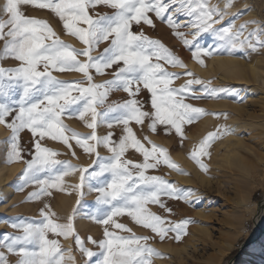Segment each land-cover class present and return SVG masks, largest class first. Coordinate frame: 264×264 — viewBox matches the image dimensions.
Returning <instances> with one entry per match:
<instances>
[{
    "label": "rangeland",
    "instance_id": "374dc122",
    "mask_svg": "<svg viewBox=\"0 0 264 264\" xmlns=\"http://www.w3.org/2000/svg\"><path fill=\"white\" fill-rule=\"evenodd\" d=\"M4 3L5 0H0V8L4 6ZM225 4L226 0H210L211 7L219 6L220 10L226 12L227 15L220 23L213 24V28L208 32H200L196 36L192 35L197 31L196 29H188L181 22V27L174 29L169 27L166 21L157 18L154 13L148 14L153 20L154 27L143 22L139 25L133 22L131 29L136 35L143 33L148 39L159 41L175 58L186 65V67H173L165 59L157 60L153 57L151 60L152 64H160L164 72L169 74L167 78L170 83H168L167 89L175 90L176 100L201 108L205 112L211 113L210 115L202 116L192 123H182V135L177 133L173 125L161 124L158 121L156 122V131H152L151 123L155 119L156 110L152 107V93L144 87L142 82L133 85L134 92L136 88H139V92L135 96H130L123 90L112 91L109 92L103 104L94 105L96 112L102 114L110 107L136 99L140 110L149 113L142 124L133 120L129 122L127 128H131L135 139L148 152L152 151L153 145L166 149L171 161L188 175H181L180 172L168 167L163 163L164 157L156 153L154 155L160 160V163L156 164V160L149 157L148 163L156 164V167L141 169L145 177H160L174 183L178 189L194 190L196 195L192 197V200L198 199L200 202L192 206L191 202L174 200L162 194L160 202L165 207L161 208L160 204L150 202L144 205V214H155L161 216L165 221L174 223L185 219L195 221L188 226L187 235L177 242L173 238L175 234L169 233L162 242L159 236L150 229L138 225L131 216L126 214L113 217V223L107 226L96 223L90 217L99 215L97 209L108 206L98 204L97 200L101 193L89 188V184L98 186L97 180H86L83 187L79 191L77 190L76 186L81 184V173L79 172L64 177L60 184L63 191L49 188L48 191L52 195L41 196L39 199L29 201L33 192H37L45 186L33 184L25 187L23 191L19 190L18 177L27 165L23 162L7 163V154L11 151L9 141L12 132L5 125H3L4 135L0 137V163L12 165L16 170L6 174L7 181L4 186L10 191V201L4 198L3 184H0V220L16 221L17 218H22L23 222L47 223L45 217L41 215L43 210L53 223L64 225L71 220L75 235H79L85 241V246L97 253L102 249L88 243V238L91 237L97 241L105 239L103 235L105 227L117 236L130 237L133 234L136 237L146 236L150 238L148 245L167 257L166 259L153 258L152 264H264V49L258 51H252L249 48L237 49L233 51L232 55H228L225 42L220 39L219 34H214L217 29L230 26L229 21L238 13L246 12L247 14L235 21L237 30L240 25L252 21H258L259 25H264V0H235L232 8H226ZM22 10L28 17L48 22L60 40L76 51L87 50V45L77 37L67 34L62 22L50 11L32 6H22ZM89 13L93 15V18H97L98 15H112L114 10L99 5L89 9ZM213 19H217V17ZM80 27L87 28V25H80ZM256 27L258 25L251 24L248 31L251 32ZM176 32L183 33L184 38L191 43L185 45L183 40L175 34ZM110 40L102 41L91 52L94 59H98L104 53V49L110 46ZM45 43H51V41ZM197 47L203 49L204 52L211 51L214 55H204V52H201L199 58L203 61L201 64L193 55ZM3 50L4 42L0 41V53ZM216 56L237 62L243 72L242 79L222 80V72L213 71L210 68L211 60ZM77 60L81 63L89 62L88 58L82 55L77 56ZM0 66L5 69L17 68L20 67V62L14 59H5L0 61ZM251 68L257 69V77L252 76ZM115 69V65L113 68L105 69L103 75L97 74L94 68L88 71L93 77L92 83L103 85L115 78ZM49 71L55 79L64 83L80 82L78 84L80 88L91 86L87 82V77L81 72H58L51 68ZM188 73H192V75L190 76ZM197 79L204 83L189 84V81ZM208 81H212L210 86ZM206 87L230 89L231 91L209 96L204 91ZM162 89H164V85L160 84L157 87L158 95ZM180 89H185V91L180 92ZM98 91H104V89H98ZM78 95H80L79 92L75 90L72 92L73 97ZM73 107L78 106L74 105ZM116 116H118L116 112H110L107 117L97 115L96 127L93 129L87 126L92 123L91 111L84 114V119H80L79 114L71 117L67 113L63 115L62 125L67 129L64 136L68 138L71 147L61 140L48 136L42 139L34 137L31 132L25 129L20 133V144L25 150L22 155L25 160L34 159V145L39 140L41 147L58 153L51 159L68 162L77 168H86L89 170L84 173L87 177L96 167L97 156L108 160L113 156L109 147H115L118 150L119 141L128 137L124 124L113 123L111 128L108 127V123L112 122ZM7 119L10 122L12 117ZM225 127L230 129L232 134L223 135L220 139L212 141L211 147L207 149L210 155L199 157L207 167V172H205L191 159V155L194 150H198L201 142L209 134L217 132L218 129L222 132ZM72 132L78 133L81 138L95 134L98 139H104L111 133L112 142L109 146H105L97 143L96 140L89 139L86 147L95 148V151L86 152L84 147L76 143ZM227 140L230 141V149L234 151L237 158L234 166L225 164L223 160ZM73 152H75V156L72 155ZM217 152L219 157L214 159ZM129 160L132 161V164L127 165L128 170L132 172L133 179L138 180L139 174L135 165H143L145 157L133 146L131 139L128 140V147L121 156L122 163ZM213 160L217 163L215 166ZM49 175L40 173L43 179H49ZM105 179L110 180L111 174L105 173L104 177L99 178L101 181ZM129 182L131 183V181ZM81 192L83 195L80 194ZM69 193L71 194L69 195ZM64 199L67 200L64 201ZM64 205L67 206L64 207ZM168 208L172 209L171 213L167 211ZM116 223L125 225L131 229V232L117 229ZM82 224L86 226L80 227ZM164 226L170 227L167 223ZM2 233L13 236L23 235L22 231L11 227L8 222L0 223V234ZM75 235L69 237V242L63 236H55L51 232L48 233V238L58 240L62 249H72V253L76 257V264H83V257L75 245ZM8 259L10 264H17L18 257L9 255Z\"/></svg>",
    "mask_w": 264,
    "mask_h": 264
},
{
    "label": "snow or ice",
    "instance_id": "6c2138e0",
    "mask_svg": "<svg viewBox=\"0 0 264 264\" xmlns=\"http://www.w3.org/2000/svg\"><path fill=\"white\" fill-rule=\"evenodd\" d=\"M234 2L235 0H226L225 7L232 8ZM99 5L114 10V13L93 18L89 9ZM22 6H32L53 13L62 22L67 34L77 37L88 46L87 50L78 52L65 44L48 22L26 16ZM0 13H2L0 15V41L4 42L0 61L14 59L20 62V67L17 68L5 69L0 66V124L5 125L12 132L9 141L11 151L7 154V163L23 162L27 165L18 177L19 190L23 191L25 187L33 184L44 185L45 187L30 195L29 201L45 195L50 196L52 193L48 191L49 188L63 191L60 184L64 177L79 172L81 173V184L76 186L77 190L83 187L86 180H97L98 186L89 184V188L101 193L97 200L98 204L108 206L97 209L99 215L90 217L96 223L107 226L113 223V217L126 214L131 216L138 225L150 229L159 236L162 242L169 233H174L173 238L179 242L183 236L188 234V226L195 221L190 219L175 223L165 221L161 216L151 213L144 214V205L151 202L160 204V207L164 208L165 205L160 202L162 194L174 200L191 202L192 206L200 201L192 200V197L196 195L194 190L178 189L174 183L160 177H145L141 169L155 168L160 160L154 154L159 153L164 157L163 163L168 167L180 172L181 175H188V173L183 172L171 161L166 149L153 145L152 151L148 152L135 139L131 128H127L130 121L135 120L136 123L142 124L144 118L149 116L148 112L140 110L136 99L110 107L102 114L96 112L94 105L103 104L109 92L112 91L123 90L130 96H135L139 88H136L134 92L133 85L142 82L144 87L151 91L152 107L156 110L155 119L151 123L152 131H156L158 121L161 124L173 125L177 133L182 135V123H192L211 113L175 99V90L167 89L170 83L167 78L169 74L164 72L160 64H152L151 60L153 57L157 60L165 59L173 67H186V65L175 58L159 41L150 40L143 33L134 34L131 30L132 24L135 22L139 25L143 22L154 27L153 20L148 15L154 13L157 18L166 21L169 27L178 29L181 27L180 18L183 17L189 20L186 27L197 30L192 33L196 36L200 32H208L213 28V24L220 23L227 13L222 12L219 6L211 7L210 0H5ZM246 14V12L238 13L229 21L230 26L217 29L214 33L219 34L220 39L225 42L228 55H232L237 49L249 48L252 51L264 49V25H259L258 21H252L236 29L235 21ZM214 17L217 19H213ZM251 24L258 25V27L249 32L248 28ZM80 25H87V28H82ZM175 34L183 40L185 45L191 43L184 38L183 33L176 32ZM49 40L51 43L46 44L45 42ZM109 40L110 46L104 49V53L98 59H94L91 52L102 41ZM201 52L204 50L197 47L193 55L203 64V61L199 59ZM81 55L87 57L89 62L78 61L77 56ZM204 55L211 56L214 53L207 51ZM114 65L116 66L114 79L103 85L92 83L93 77L89 74V69L94 68L97 74L103 75L105 69L113 68ZM50 68L58 72H81L87 77V82L91 86L80 88L78 87L80 82L59 81L52 76ZM188 75L191 76L192 73ZM192 83L204 82L198 79L189 81V84ZM207 83L210 86L212 81ZM160 84L164 85V89L158 95L157 87ZM98 89H104V91H98ZM74 90L80 95L73 97ZM179 91L183 92L185 89ZM204 91L209 96H216L220 92L231 90L206 87ZM74 105L78 107H73ZM89 111L92 113V123L87 126L93 129L96 127L97 115L107 117L110 112L118 113V116L108 123V127L111 128L113 123L124 124L128 137L119 141L118 150L115 147H109L113 156L108 160L97 156L96 167L87 177L84 173L88 172V169L77 168L68 162L51 159L58 153L41 147L39 140L34 145L35 158L24 159L22 152L25 150L20 144L22 131L26 129L34 137L41 139L48 136L61 140L71 147L68 138L64 136L67 129L62 125L61 118L67 113L70 117L79 114V118L84 119V114ZM8 117H12L10 122ZM231 134V130L226 127L222 132L218 129L217 132L209 134L201 142L198 150L193 151L191 159L207 172V167L199 157L210 155L207 149L211 147L212 141L220 139L223 135ZM72 137L76 138V143L84 147L86 152L95 151V148L86 147L89 139L96 140L97 143L105 146H109L112 142L111 133L104 139H98L95 134L81 138L75 132H72ZM129 139L145 157L143 165H135L139 174L138 180L133 179L132 172L127 167L132 164V161L121 162V156L128 147ZM29 155L32 154L29 153ZM72 155L75 156V152ZM149 157L155 159L156 164L148 163ZM42 172L50 174L49 179L41 178L40 173ZM105 173H110L111 179L99 180L100 177H104ZM80 194L83 195L82 192ZM167 211L171 213L172 209L168 208ZM41 215L45 217L47 223L23 222L22 218H17L16 221L0 220V223L8 222L11 227L23 232V235L17 236L8 233L0 234V264H10L9 255L18 257L17 264H76L72 249H62L58 240L48 238L49 232L55 236H63L65 240L75 235L71 220L61 225L53 223L43 210ZM166 223L170 227H165ZM115 227L131 232V229L119 223H116ZM103 235L105 239L100 241L88 238V243L102 249L99 253L86 247L85 241L79 235H75V245L83 257V264H152L153 258H167L148 245L149 237H136L134 234L130 237L117 236L107 227Z\"/></svg>",
    "mask_w": 264,
    "mask_h": 264
},
{
    "label": "bare ground",
    "instance_id": "6f19581e",
    "mask_svg": "<svg viewBox=\"0 0 264 264\" xmlns=\"http://www.w3.org/2000/svg\"><path fill=\"white\" fill-rule=\"evenodd\" d=\"M180 22L183 26L189 24V20L186 19V18H183L181 17L180 18ZM186 27V26H185ZM188 29H192V27H188ZM63 32V31H62ZM74 38V37H73ZM76 40V39H75ZM77 41V40H76ZM75 41V42H76ZM81 44V43H79ZM210 68L211 70H217V71H220V73L222 72V75H221V79L222 80H227V79H231V78H236V79H242L243 77V72L241 71V69L239 68L237 62L233 61V60H230V59H227V58H223V57H219V56H216L214 57L212 60H211V64H210ZM75 72V71H74ZM256 72H257V69L256 68H251V74L253 77H257L256 76ZM78 75V73H77ZM264 81V80H263ZM206 123V122H205ZM206 125V124H205ZM239 125V124H238ZM238 125H236L238 127ZM4 135V127L2 124H0V137ZM225 144H227L226 146V151L225 153L223 154V160L225 162V164L227 165H235V163L237 162V158H236V155L234 153V151L232 149H230V141L227 140L225 142ZM72 150V149H71ZM218 156V152L217 154L214 155V159H216ZM217 163L215 160H213V165L215 166ZM250 169V168H249ZM16 170L15 167H13L12 165L9 166V165H3L0 163V184H3V188H2V194L4 196V198H6L8 201L11 200L10 198V191L9 189L4 186L6 181H7V177H6V174L7 173H12ZM77 179L79 177H76ZM65 198V197H64ZM67 198V197H66ZM67 200V199H66ZM64 199V201H66ZM63 201V199H62ZM65 203V202H63ZM68 203V202H67ZM74 204V203H73ZM70 205V204H69ZM67 206V205H66ZM64 205V207H66ZM73 207V206H72ZM71 207V208H72ZM70 208V210H71ZM63 209H66V208H63ZM69 213V212H68ZM84 220V219H83ZM83 225L85 224H82L80 227H82ZM89 225V224H88ZM86 226V225H85ZM86 231V230H85ZM88 232V231H87ZM94 233V232H93ZM70 239H67V242H69ZM66 242V244H67Z\"/></svg>",
    "mask_w": 264,
    "mask_h": 264
},
{
    "label": "water",
    "instance_id": "95a60500",
    "mask_svg": "<svg viewBox=\"0 0 264 264\" xmlns=\"http://www.w3.org/2000/svg\"><path fill=\"white\" fill-rule=\"evenodd\" d=\"M259 214H260V211H259Z\"/></svg>",
    "mask_w": 264,
    "mask_h": 264
}]
</instances>
